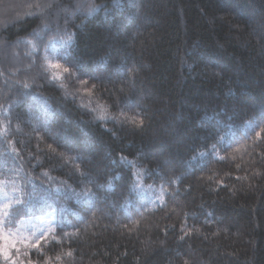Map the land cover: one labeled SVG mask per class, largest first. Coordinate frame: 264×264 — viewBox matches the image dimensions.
Here are the masks:
<instances>
[{
  "label": "trees",
  "instance_id": "obj_1",
  "mask_svg": "<svg viewBox=\"0 0 264 264\" xmlns=\"http://www.w3.org/2000/svg\"><path fill=\"white\" fill-rule=\"evenodd\" d=\"M1 182L58 214L23 264H264V0H0Z\"/></svg>",
  "mask_w": 264,
  "mask_h": 264
},
{
  "label": "rangeland",
  "instance_id": "obj_2",
  "mask_svg": "<svg viewBox=\"0 0 264 264\" xmlns=\"http://www.w3.org/2000/svg\"><path fill=\"white\" fill-rule=\"evenodd\" d=\"M55 38L56 39L51 40L49 43L46 42L43 44L42 42L39 43L33 39V36H29L24 39L23 42L25 43L27 51L30 55L34 56L37 54L40 57V60H43L42 64L45 69L51 72L56 79H62L63 74L66 71V67L61 62L60 57H62L63 52H65L67 48L68 39L60 36H56ZM89 108H92L91 104H89ZM135 189H137L140 196L148 197L149 205H152L150 203L160 200L161 198L162 189L161 192L158 193L154 191V187L151 185H142L140 183L135 186ZM0 194L5 195V192L0 190ZM4 202L5 200H3V203L0 204V210L8 209V206ZM57 217L58 214L54 210L49 209L36 216H30L29 218L17 221L15 227L6 226L5 223H2L4 220L0 219V253L2 256L6 258L4 255L5 236L14 238L15 246L12 244L8 245L9 255L6 259H8L12 264H23L17 260L18 257L15 255L14 251L21 252L23 248L33 246L41 237L50 233L55 226ZM41 229L43 230L42 234L37 236V232ZM33 237L36 238L33 239Z\"/></svg>",
  "mask_w": 264,
  "mask_h": 264
},
{
  "label": "clouds",
  "instance_id": "obj_3",
  "mask_svg": "<svg viewBox=\"0 0 264 264\" xmlns=\"http://www.w3.org/2000/svg\"><path fill=\"white\" fill-rule=\"evenodd\" d=\"M73 70L69 66V70L63 74L62 80H57L56 77L52 75L51 72L47 71L46 69L41 70V80L42 83H46L48 85L56 87L58 92L63 93V99H65L67 102H70L74 108H80L82 106L81 103L78 102V91L79 83L72 79ZM65 89H71V92H66ZM35 189L33 188L32 191ZM49 192H51V189H48ZM58 191V190H56ZM26 196L25 199L16 205V209L14 212L10 213L11 219L5 220L6 225L11 224L12 227H15V219L21 217L22 215L26 213H31L32 210L35 208V202L32 198L31 191L26 188L25 189ZM14 195V193H13ZM2 200H7L8 196L7 194L0 197ZM42 229L37 232V236L42 234ZM36 237H33L35 239Z\"/></svg>",
  "mask_w": 264,
  "mask_h": 264
},
{
  "label": "snow or ice",
  "instance_id": "obj_4",
  "mask_svg": "<svg viewBox=\"0 0 264 264\" xmlns=\"http://www.w3.org/2000/svg\"><path fill=\"white\" fill-rule=\"evenodd\" d=\"M258 135H260V133H258ZM48 147L51 149V145H49ZM53 150H54V149H53ZM12 151L15 152L16 149L13 148ZM61 155H63V154H61ZM65 159H68V157L65 156ZM4 239H5V252H4V255H5V257L7 258L8 255H9V253H8V245H9V244H12L13 246H15V245H14V238H9L8 236H5Z\"/></svg>",
  "mask_w": 264,
  "mask_h": 264
}]
</instances>
